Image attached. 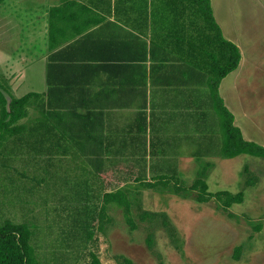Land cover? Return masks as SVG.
<instances>
[{"label":"crops","instance_id":"crops-1","mask_svg":"<svg viewBox=\"0 0 264 264\" xmlns=\"http://www.w3.org/2000/svg\"><path fill=\"white\" fill-rule=\"evenodd\" d=\"M6 2L7 47L23 52L4 72L10 95L36 94L10 152L28 147L43 174L76 188V201L102 204L119 192L138 202L161 180L175 186L196 170L192 149L214 141L203 132L215 131L211 84L227 61L223 40L241 61L220 98L244 140L264 147V110H248L237 95L256 62L244 53L252 39L238 33L230 0H211L222 37L186 0Z\"/></svg>","mask_w":264,"mask_h":264},{"label":"rangeland","instance_id":"rangeland-1","mask_svg":"<svg viewBox=\"0 0 264 264\" xmlns=\"http://www.w3.org/2000/svg\"><path fill=\"white\" fill-rule=\"evenodd\" d=\"M230 1L235 8L231 18L237 22L238 33L252 39L242 43L244 53L253 56L256 62L248 71L247 85H241L237 95L241 94L240 103L248 110L263 111L264 0ZM5 2L0 3V81L7 84L4 73L7 65L21 62L20 59L12 62L11 57L22 56L23 52L19 46L18 53L7 47L10 11ZM217 3L218 0H213L214 6ZM256 37L260 42L254 40ZM26 93L24 90L20 95ZM6 95L12 96L10 91ZM249 114L253 116V112ZM214 119L215 131L210 128L203 132L214 136V141L192 149L195 155L189 156L195 159L196 170L190 169L183 181L174 182L180 186L179 193L171 182L170 187L160 185L138 202H131L135 230L127 222L124 208L110 204L106 211L110 222L100 231L99 203L76 201L77 197L71 195L76 188L68 181L52 178L50 170L43 174L38 169V156L28 147L23 148L24 154L19 149L18 153L10 152L15 143L8 141L7 148L0 153V224L6 220L28 223L33 232L31 245L41 264H84L92 253L103 264H125L126 259L133 264H264V159L240 155L225 160L223 118L218 105ZM259 126L264 127V117ZM20 127L19 123L17 130ZM46 161L45 157L47 167ZM201 170L206 171L210 193L243 192L244 202L227 212L215 199L197 202V193L189 188ZM92 211L94 214L90 216ZM144 213L151 217L142 220ZM148 238H152V248ZM237 248H241L238 260Z\"/></svg>","mask_w":264,"mask_h":264},{"label":"trees","instance_id":"trees-1","mask_svg":"<svg viewBox=\"0 0 264 264\" xmlns=\"http://www.w3.org/2000/svg\"><path fill=\"white\" fill-rule=\"evenodd\" d=\"M6 0H0V3H4ZM191 5H194L197 13H199L204 19L206 26L211 30H214L216 34L222 37V33L218 25L216 24L211 0H186ZM87 9V8H86ZM88 10V9H87ZM226 44V64L218 68L215 77L212 81V89L215 99L218 101V108L223 118V130H224V144L222 156L226 159H234L240 155H250L264 159V147L247 142L242 136V132L239 128L234 126V117L224 106L223 100L219 95V87L221 81L227 77L230 73L235 71L241 61V53L238 47L232 43L225 42ZM3 81V80H1ZM0 81V153L2 149L6 147L7 141L10 137L15 135L18 129V124L26 119L29 115V107L31 100L35 98L36 94H27L22 98H15L13 96L7 97L9 93L8 84ZM206 171H200L198 179L189 188V191L197 193L196 200L199 203H209L215 199L218 201L224 211H228L232 206L241 204L244 202V193L240 192L233 194L229 191H219L217 193H210L208 184L205 181ZM159 185L152 186L157 189L160 185L170 187V181L161 180ZM177 189L175 192L180 191V186L175 185ZM105 202L98 204V210L100 225L99 230L105 229V224L110 222L107 217V206L110 204H117L124 208L126 213L127 222L133 230L136 229L134 221L131 217V203L125 197L123 193L108 194L105 198ZM94 204V203H93ZM90 211V210H89ZM93 211L89 212V215L93 216ZM232 216V215H230ZM151 217V214H142L141 219L147 220ZM33 232L30 229L28 223L15 224L11 220L4 221L0 224V264H41L37 258L36 249L31 245V239ZM148 245L150 248L153 246L152 238H148ZM241 248H237L235 258H240ZM125 264H133L130 260H125ZM84 264H103L99 256L92 253L89 261Z\"/></svg>","mask_w":264,"mask_h":264}]
</instances>
